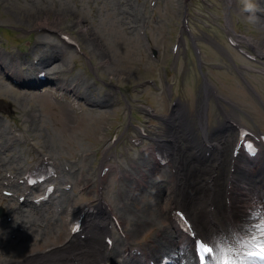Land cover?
I'll return each mask as SVG.
<instances>
[{"label":"rangeland","instance_id":"1","mask_svg":"<svg viewBox=\"0 0 264 264\" xmlns=\"http://www.w3.org/2000/svg\"><path fill=\"white\" fill-rule=\"evenodd\" d=\"M159 2L156 9L150 11L148 0H0L2 67L10 70L15 77L31 83L32 62L39 60L40 66L43 64L53 71L52 80L58 72L65 71L60 77L69 83L75 93L73 97L67 98L66 102H62L57 100L55 94L48 93L54 85L44 89L17 90L0 76V100L3 101L0 115L1 148H4L10 125L17 124L19 118L23 116L31 118L34 113L41 115L40 120L32 124L34 146L19 144L9 153L3 156L0 154V176L6 170L14 171L15 164L27 167L38 161L41 154H49L71 166L72 173L67 175V178L74 184L73 192L57 200L66 208L62 221L55 220L54 207L40 212L21 208L12 213L17 207L16 202L5 199L0 192V209L3 208L6 214L16 218L11 230L16 225L18 228L21 225L27 230L26 233L20 234L24 238L21 243L19 240L9 242L10 238L0 224V260L3 263L17 264L25 259H32L37 254L42 256L51 250L60 251L73 243L82 245L70 240L68 229L70 210L76 212L79 203L87 199L81 198L79 186H84L91 182L90 179L97 178L98 170L105 159L106 145L115 139L117 141L110 152L116 154L123 168L128 169L142 181L141 183L148 186V189H145L141 187V183L139 186L133 182L122 181L127 207L119 210L115 198L114 177L106 182V196L118 210L130 242L143 248L147 245L151 252L153 251L151 246L157 245L160 253L156 254L155 259L167 261L175 258L177 263H180L177 256L173 255V252L177 251L179 239L173 240L176 237V229L170 221V215L178 203V197L171 194L170 184L173 186L175 184L168 181L171 172L169 169L159 168L145 156L137 153L129 144L125 133L130 131L138 133L145 128L160 137L172 138L178 144L186 143L183 128L174 127L170 130L169 122L166 124L162 121H153L145 115V110L151 109L168 120H174L176 125H182L174 117L171 102L163 94L165 79L161 70L162 66H167L171 58L175 35L173 39L169 38V32L177 31L182 0ZM251 2L260 7L258 0ZM235 3L237 7L230 11L234 26L241 24L236 26L238 32L252 36L257 44L264 48V18L244 12L245 0H235ZM194 4L195 11H198L200 2L195 0ZM143 6L146 9L145 15L140 13ZM249 16H254V19L250 21ZM154 19H158V24H153ZM193 21L196 23L195 19ZM145 22L151 25L148 33L153 46L159 52L161 62L152 60L142 47L137 30ZM129 25L136 28L129 29ZM41 27L54 28L75 36L86 55L100 67L101 72L98 75L93 74L86 68L84 59L73 49L64 47L54 33L38 32ZM7 29L10 30V35L7 34ZM214 32L217 31L203 34H206L207 38L213 34L214 37H211L213 40L222 39L224 42V37L219 32ZM240 58L235 62L239 63ZM211 59L222 64L218 60L219 55L217 57L216 54H211ZM190 60L188 63L186 54L182 52L177 59L175 71L168 80L175 83L179 81L175 75L181 78L178 83L179 89L175 88L176 96L184 105L185 119L189 120L188 125L192 128L195 139L200 141L202 130L199 113L204 95L200 93L197 96L200 78L192 74L189 65L192 66L193 61ZM70 65L75 67L71 72L67 70ZM207 73L213 83L217 82L216 87L221 93L239 102V105L251 113H249L251 116L241 114L240 120L256 129L264 130V106L260 102V100L264 102V78L257 82L253 77L250 79L253 85L257 84L260 98L256 100L241 84L239 85L231 67L230 69L224 67L219 71L210 69ZM149 79L158 83L159 91L147 85L139 88L140 84H145ZM189 101L191 111L186 105ZM209 102L212 109L206 113V118L208 129L212 131L220 124L221 115L213 106L211 99ZM88 103L93 104V107H89ZM258 104L263 112L260 111ZM230 135L213 137L214 140H221L228 155L235 140V136ZM228 140L230 145L227 147ZM262 160L264 162V158ZM213 166L214 161L210 164L209 174H212ZM242 167L252 170L244 164ZM221 172L224 174L223 192L228 166L225 165ZM263 178L264 173L257 182L260 184ZM241 180L243 173L240 172L235 188L239 192H243ZM89 195L94 197L95 192L90 191ZM41 226L45 229L42 230ZM158 242L161 243L155 244ZM84 245L94 249L101 244L91 241ZM122 248L118 247L116 257H112L109 264H121L124 255ZM187 256L197 264L193 248L187 252Z\"/></svg>","mask_w":264,"mask_h":264},{"label":"bare ground","instance_id":"2","mask_svg":"<svg viewBox=\"0 0 264 264\" xmlns=\"http://www.w3.org/2000/svg\"><path fill=\"white\" fill-rule=\"evenodd\" d=\"M245 40L248 41L247 39ZM200 123L202 126L201 130L205 136L214 137L217 135V131L210 133L207 130L205 113L200 114ZM171 126L173 127L174 123H171ZM176 157L177 161H180L182 171L179 173L181 180L178 181V176L174 179L176 185H181L175 193L178 192L179 197L182 198V208L192 213L191 216L198 236L207 239L211 233H219L228 229L229 219L226 213V205L225 210L222 206L223 175L217 183L216 188L213 190L212 186L211 191L209 182H214V180H211L213 173L209 174L210 162H203L196 153H193L192 147L189 144L184 149L179 150ZM263 172L264 162L258 163L257 167L252 171L243 170V180L240 182L243 192H239L238 190L233 191L232 213L238 225L245 220L250 210L264 207V187L257 182ZM212 196L218 203V209L216 208L214 213L210 210V203L213 200ZM215 220L219 221V226H215V223L212 224ZM185 244L186 242H184ZM46 254V256L37 254L33 259H25L23 262L17 264H73L72 258L74 257H78L79 259L77 264H94L93 261L99 256L98 253L86 245H70L64 248V250L48 251ZM180 258L182 261L180 264H194L190 258L187 259L185 254ZM43 259L47 260L42 261ZM11 264L16 263L12 262Z\"/></svg>","mask_w":264,"mask_h":264},{"label":"snow or ice","instance_id":"3","mask_svg":"<svg viewBox=\"0 0 264 264\" xmlns=\"http://www.w3.org/2000/svg\"><path fill=\"white\" fill-rule=\"evenodd\" d=\"M78 230L76 225L73 231ZM195 251L197 264H264V207L250 210L239 225L211 233L195 245Z\"/></svg>","mask_w":264,"mask_h":264},{"label":"clouds","instance_id":"4","mask_svg":"<svg viewBox=\"0 0 264 264\" xmlns=\"http://www.w3.org/2000/svg\"><path fill=\"white\" fill-rule=\"evenodd\" d=\"M244 10L248 13H255L256 11V5L251 2V0H245V8ZM254 19V16H249V20L251 21Z\"/></svg>","mask_w":264,"mask_h":264}]
</instances>
